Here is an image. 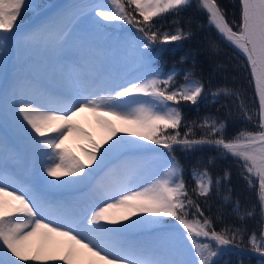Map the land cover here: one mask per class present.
Returning a JSON list of instances; mask_svg holds the SVG:
<instances>
[{
	"label": "snow or ice",
	"instance_id": "6c2138e0",
	"mask_svg": "<svg viewBox=\"0 0 264 264\" xmlns=\"http://www.w3.org/2000/svg\"><path fill=\"white\" fill-rule=\"evenodd\" d=\"M189 3L70 0L41 15L39 0H0V73L9 55L14 68L0 89V111L9 107L38 181L9 183L0 170V264H74L85 252L90 254L87 264H231L223 258L246 250L264 264V0H238V22L227 19L217 0H197L208 23L245 56L255 87L258 109L250 112L243 102L238 108L254 128H241L231 137L227 122L211 114L199 117V123L185 122L181 102L196 106L205 92L193 71H184L177 84L175 69L164 72L157 66L158 57L190 32L163 30L155 21L179 15ZM29 13L40 18L22 26ZM101 35L123 40L125 56L138 74L116 75L96 59L93 51ZM37 56L56 66L59 85L38 84L26 70ZM221 93L240 99L239 91L227 87L216 88L211 97ZM82 112L91 113L104 130L99 142L74 121ZM196 128L202 130L199 137ZM70 135L86 142L78 145L82 157L65 146ZM204 146L235 160L256 191L258 231L206 216L193 198L206 201L213 187L219 191L230 176L227 170L213 178L207 166L193 169L195 186L189 193L174 153ZM214 160L209 157L207 164ZM89 185L90 199L72 207L50 195ZM117 208L128 212L116 218L112 210ZM232 212L241 222L254 215L242 211L239 201ZM217 223L223 225L219 230ZM52 244L62 247L63 255H51ZM237 264H244L239 256Z\"/></svg>",
	"mask_w": 264,
	"mask_h": 264
},
{
	"label": "trees",
	"instance_id": "16d2710c",
	"mask_svg": "<svg viewBox=\"0 0 264 264\" xmlns=\"http://www.w3.org/2000/svg\"><path fill=\"white\" fill-rule=\"evenodd\" d=\"M41 3V0H39ZM217 3L226 13L229 21L239 20L238 0H217ZM133 11V8H129ZM158 25L163 24V30L174 31L176 28H183L190 32L188 38L174 42L169 46V51L158 57L157 66L164 72L175 69L179 75L176 83L183 82V72L191 70L195 73V78L200 79L204 85V98L198 105L193 106L186 102H181L185 122L197 120L205 114H211L227 122L226 135L231 137L236 131L246 127L249 130L254 128L252 122L246 121L238 111L241 102L249 109H258L255 91L251 81L250 72L244 56L233 48L231 44L224 41L216 29L207 20V14L198 5L197 0H190L179 15H167L155 21ZM213 44L215 47H213ZM183 57V59H181ZM218 87H227L234 91H239L240 99L221 93L217 98L211 97V92ZM183 133V126L180 129ZM195 136L201 135V129H194ZM175 156L183 166V178L187 184L189 193H192L194 181L191 176L195 168L203 169L208 167L213 178L223 177L227 170L230 176L223 179L219 191L213 187L211 194L205 201L204 197L198 199L206 216L215 219L221 216L225 223L234 226H246L249 231H258V221L260 219L259 203L257 193L250 188L247 182L240 175V168L230 156L225 158L219 155L214 147L204 146L195 152H184L179 148L175 150ZM209 157H215L214 163L207 164ZM225 197H229L225 200ZM239 201L242 211H254V215L247 217L241 222L232 212L233 205ZM191 211H194L192 209ZM189 219H192L189 216ZM223 225L216 224L217 230ZM241 258L244 264H259L257 254L246 250L240 256L239 253H230L223 259L230 260L231 264H237V258Z\"/></svg>",
	"mask_w": 264,
	"mask_h": 264
},
{
	"label": "bare ground",
	"instance_id": "6f19581e",
	"mask_svg": "<svg viewBox=\"0 0 264 264\" xmlns=\"http://www.w3.org/2000/svg\"><path fill=\"white\" fill-rule=\"evenodd\" d=\"M103 39H104L103 41L96 42V46L93 51V55L96 57V59L100 61L103 65H105L112 73L116 75L126 77L129 75L138 74L137 66L130 63L125 56V52H124L125 45H124L123 40L118 39L116 35H113L111 37H105ZM37 58H40V57L37 56ZM40 60L48 64V67H44V69L42 68V69L37 70L35 81L36 82L46 81L50 83L51 85L50 87H53V88L59 85L60 80L58 76V69L56 68V66L42 58H40ZM84 113H86L87 119L89 118L88 122L85 121V119L81 116V114L75 117L74 121L80 127L90 132L93 135V138L99 142L105 136L104 130L96 123L91 113L89 112H84ZM109 119H112L114 123L117 124V126H121V122L119 120H116L115 117H109ZM70 136L72 137L71 139H76L77 141H79L78 145L86 143L85 141L76 137L75 135H70ZM8 168L9 166L6 165L5 170L7 171ZM3 174L6 177L11 178V180L9 179L7 181L9 183H11L12 179L21 178V175L16 173V171H12V169L10 170V172H8V174H6L5 172ZM97 179H99V177H97ZM67 205L69 207H72L68 203ZM127 212H128V209L117 208V212L115 213L114 217L119 218L120 216L126 215ZM144 235L147 236L149 235V233L145 232ZM56 239L59 241V240H62L63 238H56ZM48 251L51 255L59 256V255H63L64 249L62 247L57 246L56 244H52L49 246ZM89 258H90V254H87L85 252L82 254L81 257H79L78 259L74 261V264H87V261ZM49 264H64V262L58 260L55 262H49Z\"/></svg>",
	"mask_w": 264,
	"mask_h": 264
},
{
	"label": "rangeland",
	"instance_id": "374dc122",
	"mask_svg": "<svg viewBox=\"0 0 264 264\" xmlns=\"http://www.w3.org/2000/svg\"><path fill=\"white\" fill-rule=\"evenodd\" d=\"M70 0H64L61 2L59 1L57 4H54L53 6H51V8L49 9V13L56 11L57 9H59L60 7H62L63 5L69 3ZM47 4H49V2H45L42 6H46ZM50 5V4H49ZM48 6V5H47ZM44 9L41 10V12ZM48 14V13H46ZM45 15V14H44ZM36 16V15H33ZM37 21V18L31 20V22H29L28 24H26L25 26H30L31 24L35 23ZM127 28H130L131 32L133 34H136L133 32L131 26H125ZM105 38V36L101 35L97 37L96 42L98 41H103ZM102 39V40H101ZM9 61V60H8ZM11 63L8 62L6 63V66L3 70L2 73H0V89H3V87L7 84V82L9 81V79L11 78H7L8 73H9V69L12 68ZM1 113L3 114V116H0V120L4 123V130L7 129L6 131L9 132L11 135H16L19 134L16 127L14 126L12 119H11V113L9 110V107H5ZM81 116L85 119V121L88 122L86 115L84 112L80 113ZM83 114V115H82ZM68 138H72L71 136H69ZM4 144V142L2 143ZM71 151V150H70ZM75 154V152H73ZM0 162L2 163L0 165V170H4V165H11V168L9 167L8 170L10 171L12 169V171H16L18 172L19 175H21V178L26 179L28 182H30L31 185H35L38 183L37 178H36V171L34 170V167L31 171V167H30V163H32L31 159H30V155L26 154L25 152H21L19 149L15 150V148H13L11 145L8 144H4L2 148H0ZM30 171L33 172L32 176H31V180H30ZM44 175H47L46 173ZM20 178V179H21ZM11 180V178H9ZM48 179H54L52 177H48ZM81 187V186H79ZM74 188H78L77 186ZM86 187L84 189L81 190V192H76V193H60V194H50L54 197H58L59 199L61 198H66L69 200L70 203H81L84 201H87V199H89V195L87 193H85ZM117 212V209L112 210V214L115 215V213ZM169 222H173L172 218L167 219Z\"/></svg>",
	"mask_w": 264,
	"mask_h": 264
}]
</instances>
